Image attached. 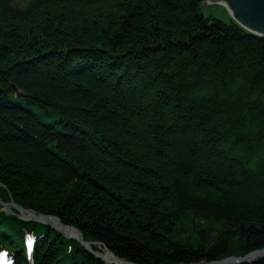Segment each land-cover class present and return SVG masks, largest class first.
<instances>
[{"label":"trees","instance_id":"1","mask_svg":"<svg viewBox=\"0 0 264 264\" xmlns=\"http://www.w3.org/2000/svg\"><path fill=\"white\" fill-rule=\"evenodd\" d=\"M200 1L0 0L1 197L134 264L262 248L264 36ZM194 214L218 229L212 241L181 237ZM25 230L42 234L32 264H104L0 212L12 264H30Z\"/></svg>","mask_w":264,"mask_h":264},{"label":"water","instance_id":"2","mask_svg":"<svg viewBox=\"0 0 264 264\" xmlns=\"http://www.w3.org/2000/svg\"><path fill=\"white\" fill-rule=\"evenodd\" d=\"M211 1L212 0H204V2H206V6H205L206 12L209 11L208 3ZM215 1L221 5V7L228 13V15L234 20V22L238 26L252 33H255L258 35L260 34L264 35V0H215ZM8 205L14 206L20 212L23 211V209L17 207L12 202H10L9 204H4V206L6 207ZM31 215L34 216L35 219H41V218L47 217L42 214H37V215L31 214ZM49 218H51V221L54 222L55 225L61 226L65 233H67L68 228H72L66 225H62L57 217L49 216ZM240 229L242 230L241 227ZM75 231L78 234V238H77L78 241L80 243H83L80 232L77 229H75ZM258 231L264 233V229L259 228ZM88 250L92 253H95L99 258L103 259L106 262L104 255L102 253L94 252L91 249H88ZM263 255H264V247H262L261 249L253 250L245 254L244 256H240V257L231 256L229 258L221 259L219 260V262L228 260L230 261V263L223 262L222 264H238L241 262L245 263V262H251L255 260L257 257L263 256ZM191 264H196V263H191ZM201 264H217V261H209V262L204 261Z\"/></svg>","mask_w":264,"mask_h":264},{"label":"rangeland","instance_id":"3","mask_svg":"<svg viewBox=\"0 0 264 264\" xmlns=\"http://www.w3.org/2000/svg\"><path fill=\"white\" fill-rule=\"evenodd\" d=\"M205 6H206V3H201L200 4V6H199V8H198V11L200 12V13H205L206 12V8H205ZM208 12H206L204 15H207V16H213V17H216V18H218V19H220V20H224V21H229V15H228V13L221 7V5L220 4H218V3H208ZM191 216H189V219L187 220V225H185L184 224V228L183 229H181L183 232H185V230H186V233L187 234H189V230H192V228L194 227V226H196V224H205L206 226H208L206 223H204V221L203 220H201V219H195L194 221H193V219H191L190 218ZM196 224H195V223ZM192 224H193V226H192ZM183 227V226H182ZM237 226H230L229 227V229H231V230H234V231H236V233H238V230L240 229V227L242 228V229H244V227H243V223L242 222H240V223H238V227L239 228H236ZM226 229V228H225ZM263 229V228H262ZM209 232L210 233H208V235L207 234H205L204 236H202V237H200V238H202V239H204V241H210V239H212V235L214 234V228H210L209 229ZM197 234H195V233H192L191 234V236H196ZM264 247V246H263ZM261 249V248H260ZM198 264H201V262H199Z\"/></svg>","mask_w":264,"mask_h":264},{"label":"bare ground","instance_id":"4","mask_svg":"<svg viewBox=\"0 0 264 264\" xmlns=\"http://www.w3.org/2000/svg\"><path fill=\"white\" fill-rule=\"evenodd\" d=\"M201 3H206V2H204V0H201L200 1V4ZM209 3H218V2H216L215 0H212L211 2H209ZM219 4V3H218ZM222 22H225V23H228V22H230V21H232L233 23H235L234 22V20L229 16V21H224V20H221ZM237 25V24H236ZM238 26V25H237ZM242 31H244L245 33H247V34H253V35H256V36H264V35H258V34H255V33H252V32H250V31H248V30H246V29H243L242 27H240V26H238ZM131 49H128V51H130ZM222 141H223V137L222 136H220L219 137V143L218 144H220V143H222ZM225 144V143H224ZM223 144V145H224ZM223 149V148H222ZM223 150H225V152L224 153H226V155L228 156V157H230V158H232V154H233V151L232 150H227V148H226V146H225V148L223 149ZM192 217H197V219H201V220H204L203 218H200L199 216H196L195 214L193 215V216H191L190 218H192ZM181 222L182 223H185V221H183V220H181ZM260 229H262V227H259ZM258 228V229H259ZM263 229H264V227H263ZM184 238H187V236H184ZM251 252V251H250ZM249 253V252H248ZM232 256H235V255H232ZM252 256H254V255H252ZM105 257H106V259L109 261V262H113V261H115V262H117L118 264H126L125 262H123V261H120V260H116V259H114L113 258V256L112 255H110L109 253L108 254H106L105 255ZM229 257H231V256H226V257H223V258H221V259H225V258H229ZM237 257V256H236ZM121 259L122 260H126L125 258H123V257H121ZM221 259H218V260H214V261H217V264H222L223 262L225 263V262H227V263H230V261H228V260H224L223 262H219V260H221ZM252 262V261H251ZM238 264H243L242 262L241 263H238Z\"/></svg>","mask_w":264,"mask_h":264}]
</instances>
